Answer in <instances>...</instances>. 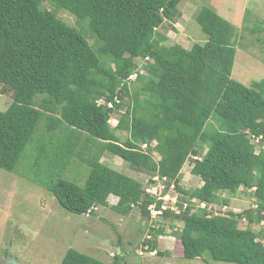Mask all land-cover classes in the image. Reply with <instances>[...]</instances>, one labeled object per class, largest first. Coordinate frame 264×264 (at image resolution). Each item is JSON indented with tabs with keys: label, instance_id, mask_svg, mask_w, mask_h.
I'll list each match as a JSON object with an SVG mask.
<instances>
[{
	"label": "trees",
	"instance_id": "16d2710c",
	"mask_svg": "<svg viewBox=\"0 0 264 264\" xmlns=\"http://www.w3.org/2000/svg\"><path fill=\"white\" fill-rule=\"evenodd\" d=\"M179 2L0 0V94L12 91L0 112V169L17 171L32 145L34 180L64 210L93 214L97 206H110L125 216L138 208L146 219L149 206L165 204L146 192L158 178L162 195L173 186L186 197L176 204L178 212L168 209L160 217L181 223L170 235L180 241L182 257L264 264L258 239L264 230L238 227L240 219L264 223V80L246 87L231 78L236 30L207 6L195 16L205 43L166 45L157 29ZM61 10L85 24L94 47L57 18ZM249 32L264 33V26ZM137 60L144 62L142 71ZM115 111L120 115L112 126ZM105 152L145 172L146 184L101 163ZM188 159L189 174L202 183L192 190L178 186ZM75 161L87 168L81 185L62 176ZM239 189L257 198L254 209L209 214L194 206L227 207L217 195ZM110 195L117 197L113 205ZM154 241H143L149 252ZM114 258L110 264H118ZM60 264L105 263L69 249Z\"/></svg>",
	"mask_w": 264,
	"mask_h": 264
},
{
	"label": "rangeland",
	"instance_id": "374dc122",
	"mask_svg": "<svg viewBox=\"0 0 264 264\" xmlns=\"http://www.w3.org/2000/svg\"><path fill=\"white\" fill-rule=\"evenodd\" d=\"M202 6L211 8L236 30V52L231 78L246 87L254 81L264 80V33L249 32L255 25L264 26V0H180L176 12L157 29L167 37L165 44L177 43L189 49L195 43L203 44L207 41V36L195 22V16ZM42 8L51 10L44 3ZM57 18L84 33L89 44L95 46L94 40L87 36L84 23H78L73 15L63 10L57 12ZM136 65V70H143V61L137 60ZM133 78L134 75L132 80ZM11 92L0 94V112L5 111L11 103ZM120 111H115L111 116L109 122L112 126L116 124ZM211 124L214 123L211 121ZM124 137L125 134H122L121 138ZM260 147L263 148L264 145L260 144ZM33 155L32 145L28 144L17 164V171L0 169V264H5L8 259L19 264H60L69 249L105 264L112 263L115 256L118 264H204L203 259L208 264H230L213 261L207 255L192 260L182 257L180 241L170 235L172 231L180 230L181 223L170 217L158 218L151 215L146 219L141 217L138 208H133L128 215L122 216L110 206H97L93 214H76L64 210L54 196L34 180L38 179V170L34 171L32 168ZM100 161L144 185L147 182L145 172L133 168L116 156L105 152ZM191 165V159H188L182 168L178 184L186 190L195 189L202 184L199 178L189 174ZM55 171H49V174L55 176ZM86 173L87 168L75 161L62 176L81 185ZM149 189L151 195L157 193L156 189ZM174 192L171 196L178 205L186 197L175 189ZM112 197L114 196L108 197L110 205L117 200H111ZM217 199H226L229 205L224 207L220 203H198L194 206L206 209L209 214H223L227 211L241 213L254 209L257 205V198L252 192L243 189H239L234 195L219 193ZM238 227H248L253 232H259L264 230V223H248L245 219H240ZM159 228H163V234L152 233L151 229ZM145 238L155 240L154 255L149 252L147 245H143ZM258 239L264 245V238Z\"/></svg>",
	"mask_w": 264,
	"mask_h": 264
},
{
	"label": "built area",
	"instance_id": "2783aa9c",
	"mask_svg": "<svg viewBox=\"0 0 264 264\" xmlns=\"http://www.w3.org/2000/svg\"><path fill=\"white\" fill-rule=\"evenodd\" d=\"M153 180L157 182V186H153L151 188L156 189L157 193L155 194L156 196L155 195H152V196H155L157 200H163L165 204H162L158 210L155 208V205L149 206L148 210L150 211V215L160 218L162 213L164 211H167L168 209L174 212H178L175 206L176 199L174 197L173 199L170 194V192L173 190V186L170 187L168 193L162 195L161 192L165 189V186L163 185L162 181L159 180L158 178H154ZM146 192H148L151 195V190L149 188L146 189ZM151 253L153 254L154 252H151Z\"/></svg>",
	"mask_w": 264,
	"mask_h": 264
},
{
	"label": "water",
	"instance_id": "95a60500",
	"mask_svg": "<svg viewBox=\"0 0 264 264\" xmlns=\"http://www.w3.org/2000/svg\"><path fill=\"white\" fill-rule=\"evenodd\" d=\"M5 264H19L17 263L15 260L13 259H8L7 261H5Z\"/></svg>",
	"mask_w": 264,
	"mask_h": 264
},
{
	"label": "crops",
	"instance_id": "0c3cea01",
	"mask_svg": "<svg viewBox=\"0 0 264 264\" xmlns=\"http://www.w3.org/2000/svg\"><path fill=\"white\" fill-rule=\"evenodd\" d=\"M112 196V195H111ZM111 196H109V197H111ZM114 198H116L117 199V197H112V199L111 200H113ZM107 201H108V198H107ZM117 201V200H116ZM116 201L115 202H113V204H115L116 203Z\"/></svg>",
	"mask_w": 264,
	"mask_h": 264
}]
</instances>
